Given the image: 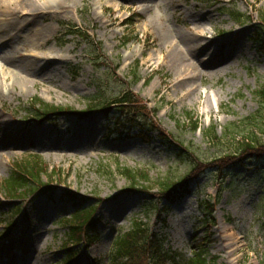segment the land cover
Returning <instances> with one entry per match:
<instances>
[{"label":"rangeland","instance_id":"obj_1","mask_svg":"<svg viewBox=\"0 0 264 264\" xmlns=\"http://www.w3.org/2000/svg\"><path fill=\"white\" fill-rule=\"evenodd\" d=\"M94 1L81 0L78 9L70 11L71 18L59 19L58 36L72 37L61 49L52 45L69 60L60 67L59 86L44 81L56 71L39 78L18 71L31 81L30 91L9 89L1 95L0 113L18 129L8 146L0 147V181L9 177L15 161L41 157L48 171L42 180L55 186V196L50 199L39 193L13 197L0 187V264H8L11 256L19 258L20 264H63L65 230L56 223L85 205L70 201L69 193L81 201L91 198L90 205L99 206L103 233L98 244L82 251L76 264H95V259H103L106 264L117 232L128 231L136 218L154 225L155 212L147 216L140 207L157 203L151 194L158 193L160 183L182 177L191 168L186 164L189 158L177 155L158 134L178 139L195 152L197 160L211 162L235 146L229 140L207 143L201 132L193 133L182 126L183 113L192 112L200 117L204 129L216 125L223 134L262 109L258 92L264 89V56L256 51L250 34L254 22L264 13V0H108L112 5L105 8L104 17H98L103 10ZM224 7H234L244 16L236 21ZM198 11H209L212 16L203 22L207 49L189 56L187 63L202 72L205 55L217 58L213 69L197 80L198 90L183 96L173 87L177 82L174 73L161 61V32L184 33L185 23ZM70 29L79 30V34L66 33ZM172 40L181 46L179 38ZM74 41L76 52L68 53ZM93 43L95 46H91ZM248 64L257 70L248 68ZM0 70H5L2 62ZM134 71H138L137 79L132 78ZM75 85L79 88L72 87ZM127 88L135 104L120 114L116 107L107 112L100 109ZM33 98L62 106L70 113L55 123H46L24 110L23 105ZM88 108L95 111L84 113ZM123 114L127 122L142 129L122 123L116 128L119 131L115 130L114 119L120 116L117 119L121 123ZM141 115L143 124L136 120ZM144 123L150 128H144ZM121 127L132 136H122ZM44 144L48 148H42ZM123 168L135 173L145 171L148 181L136 174L135 182L122 173ZM260 168L254 180L253 172L246 167L231 172L224 185L229 189L221 193L213 214L215 221L204 226L197 201L215 197L219 187L210 179L213 171L194 174L191 192L169 217L165 245L178 258L168 264H184L203 246L208 259H217L218 264H264V167ZM240 173L244 176H237ZM142 186H146L145 191ZM233 188H244V194L238 197ZM159 227L156 229L160 231ZM204 241L206 245H202Z\"/></svg>","mask_w":264,"mask_h":264},{"label":"trees","instance_id":"obj_2","mask_svg":"<svg viewBox=\"0 0 264 264\" xmlns=\"http://www.w3.org/2000/svg\"><path fill=\"white\" fill-rule=\"evenodd\" d=\"M230 12L238 20L243 16L234 10ZM250 37L253 44L264 53V13L261 14V19L253 24ZM258 94L262 101L261 111L242 119L234 126L228 127L223 135L218 132V126H212L207 131L203 130L201 120L196 119L193 113L185 112V120L193 132L201 130L206 141L213 145L229 140L235 146L234 149L207 163L197 160L194 151L192 152L190 148L181 149L179 146L183 145L174 141V145H178V148L174 145L172 147L179 149L181 156L185 154L194 158L193 174L178 180L166 179L160 183L156 197L161 205H154L153 208L156 211L157 222L161 223V231L157 232L148 223L139 220L134 221L128 232L114 238L113 247L107 256L108 264H167L170 259L174 258V255L164 247L166 234L163 229L167 226L166 218L170 212L169 206L175 203L176 199L183 198L189 192L188 183L194 179L193 176L197 172L215 171L213 179L219 182L222 189V184L227 181L228 177H232L231 172L236 167L247 166L254 174L252 179L258 177L257 174L261 172L260 166L264 167V90ZM133 103L131 94L124 91L117 99H114L112 104L118 106L121 111L123 107L125 108ZM29 106L33 111L32 113L43 119L56 118L66 113L63 108L46 103L39 98L33 99ZM238 137L240 138L238 139ZM162 139L165 140L164 136ZM43 164L41 159L17 162L9 178L5 180V190L11 195L27 191L29 187H32L31 191L34 192L39 191L42 186H46L44 192L53 191L52 186L45 185L42 181L43 176L48 173ZM121 171L127 177L134 179L135 182L138 174L141 175L140 177L144 181H147V175L144 172L135 173V171L128 168L121 169ZM237 176H244V173ZM252 179H249V181L251 182ZM144 188L143 186L142 189ZM144 208L152 209L151 205H146ZM203 210L207 212L208 216L212 215L215 211V203L206 201V207ZM95 212V207L80 209L65 224L66 237L64 245L68 255L66 264H71L74 261L77 254L74 251L75 249L85 246L91 247L100 240L102 234L98 229L99 219L95 218ZM186 264H210L205 249L202 248V250L197 251Z\"/></svg>","mask_w":264,"mask_h":264},{"label":"bare ground","instance_id":"obj_3","mask_svg":"<svg viewBox=\"0 0 264 264\" xmlns=\"http://www.w3.org/2000/svg\"><path fill=\"white\" fill-rule=\"evenodd\" d=\"M80 2L81 0H0V48L2 50L6 47L0 53V62L5 67L4 71L0 70V98L4 90L12 89L21 93L30 91L31 81L21 76L18 71L33 78L47 76V73L56 71L44 81L46 84L59 86L60 67L69 60L64 53L57 51L52 45L61 49L63 43H70L72 37L58 36L61 31L59 19L71 18L70 11L77 10ZM94 4L98 5V9L103 10V14L98 17H104L105 7L112 5L108 0H95ZM98 9L96 12L100 14ZM211 17L209 11L203 13L198 11L185 23L184 33L171 32V35H168L161 32V61L167 63L174 73L177 82L173 87L183 96L194 94L199 86L197 80L201 81L208 70L213 69L215 65L217 57L211 54L202 58V72L187 63L189 56L194 57L207 49L205 42L207 35L203 29V22L210 21ZM54 20L56 23H53ZM172 37L179 38L181 46L176 45ZM66 51L75 54L76 42H72V46ZM37 85L36 82L33 87ZM72 87L79 88L76 85ZM17 129L11 120L4 119L0 113L1 148L8 146L12 133ZM16 143L20 145L19 140ZM42 148H48V145L44 144ZM232 235L230 238H233ZM8 264H20L19 258L11 256Z\"/></svg>","mask_w":264,"mask_h":264}]
</instances>
